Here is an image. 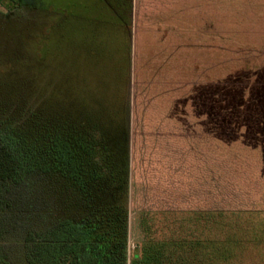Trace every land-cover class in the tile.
Returning a JSON list of instances; mask_svg holds the SVG:
<instances>
[{"label":"trees","instance_id":"16d2710c","mask_svg":"<svg viewBox=\"0 0 264 264\" xmlns=\"http://www.w3.org/2000/svg\"><path fill=\"white\" fill-rule=\"evenodd\" d=\"M4 1L0 0V4L7 6ZM104 1L109 4L110 9H106L114 14L109 17L115 21L110 22L107 17L103 25L126 28L132 40L137 0ZM169 1L160 3L171 6ZM154 4L159 3H153V7ZM8 7L12 12L13 6ZM149 11L153 12L152 7ZM81 17L75 15V19ZM164 17L167 15L163 14L161 20L165 30L174 31V23ZM151 28L159 29L155 25ZM41 35L44 40L48 38V34ZM42 53L50 54V50L44 46ZM173 75L167 79L164 95L158 97L162 104L148 110L152 117L147 115L145 136L135 140L131 55L126 67L116 65L111 82L116 84L104 96L91 97L86 107L82 99L75 101L69 114L31 110L24 117L16 112L10 98L3 99L0 95V264H259L264 261V208L234 214L212 208L213 204L208 203L209 200L212 203L213 182L220 173L231 174L235 177L233 184L245 187H253L252 183L264 179V149L257 152L250 145L230 142L236 135L231 131L230 118L239 117L234 120L235 127L243 122L240 114L232 116L227 110L233 107L236 98L240 110L244 106L239 104L244 100L238 96L233 99L219 96L226 80L218 81V96L203 98L190 93L178 98L177 92L171 90L177 85L182 87L184 81L175 84L179 70ZM118 79H122L120 85ZM187 117L197 118L189 125L191 128L186 126ZM197 124L202 126L204 134L217 135L226 147L238 151V160L225 157L226 166L222 170L217 157L219 143L212 142L211 146L209 141H203ZM141 138L144 142L138 144ZM135 147L150 171L143 182L134 176ZM188 150L196 156L193 160L204 163L195 168L198 183L188 186L195 189L189 201L185 173L166 172L172 168L168 162H174L178 170L186 162H192L185 158ZM186 198L187 203L199 208L185 209ZM217 199L215 195L214 200ZM138 201L141 205L143 201L149 202L141 216V227L147 233L141 252L137 250L132 256L131 208ZM159 201L164 204L154 206ZM250 246L263 253L261 262L244 255Z\"/></svg>","mask_w":264,"mask_h":264},{"label":"rangeland","instance_id":"374dc122","mask_svg":"<svg viewBox=\"0 0 264 264\" xmlns=\"http://www.w3.org/2000/svg\"><path fill=\"white\" fill-rule=\"evenodd\" d=\"M160 1H136V26L131 40L126 28L103 25L107 17L110 22L115 21L109 17L114 14L106 9L109 4L104 0H5L7 6L0 4V95L3 99L10 98L16 112L24 117L31 110L69 114L75 101L82 99L86 107L91 97L104 96L102 94L116 84L111 83L116 65L126 67L131 55L132 112L137 126L133 130L134 140L145 136L147 115L152 117L148 114L149 108L162 104L158 97L168 87L167 79L175 77L173 73L179 70V80L175 84L181 81L184 84L171 90L179 97L190 93L203 98L218 96V81L226 80L223 84L225 89L219 92V96L223 99L238 96L244 100L243 104H239L244 106L240 110L236 107L238 98L227 110L232 116L240 114L243 122L235 127L234 120L239 117L230 118L231 131L236 134H232L230 142L233 145H250L257 152L263 150L264 0H170L171 6ZM155 2L159 4L153 7ZM9 4L13 6L12 12L8 11ZM151 7L153 12L149 11ZM163 14L167 15L164 20L182 27L187 22L193 26L197 22L201 26L206 22L210 33L202 37L219 40L218 55L214 52L215 44L211 38L200 40L190 34L188 28L186 40H183L184 37H176L180 40H171L168 35L164 37L168 30L161 23ZM75 15L83 17L75 19ZM145 18L154 20L147 21ZM154 25L159 29H152ZM42 33L48 34V38L44 40ZM44 46L50 54L42 53ZM121 80H117L118 85ZM155 117L158 119L159 115ZM181 121L184 122L183 118ZM195 122V118L187 117V128ZM215 137L219 141L217 157L223 170L225 157L238 160V151L226 147L217 135ZM141 141L144 142V139L141 138L138 144ZM193 141L200 142L199 139ZM189 150L185 158L192 162H186L180 170L174 162H168L172 168L166 170L169 174L170 170L185 173L188 201L192 200L190 194L195 193V189L188 186L198 183L195 168L204 166V163L193 160L196 156ZM135 151L134 176L143 182L150 171L146 160L140 158L138 147ZM234 179L229 173L226 176L220 173L214 179L213 200L212 203L208 201L209 206L213 204L212 208L234 214L264 208L263 177L259 182L252 183L253 187L235 185L232 183ZM215 195L218 196L217 201L214 200ZM141 201L131 208L132 256L137 250L141 252L147 233L141 227V216L149 202L143 201L141 205ZM185 203V209L199 208L187 203V198ZM163 204L159 201L154 206ZM252 247L244 251V255L256 259V263L261 262L264 251L262 253ZM259 264H264V261Z\"/></svg>","mask_w":264,"mask_h":264},{"label":"crops","instance_id":"0c3cea01","mask_svg":"<svg viewBox=\"0 0 264 264\" xmlns=\"http://www.w3.org/2000/svg\"><path fill=\"white\" fill-rule=\"evenodd\" d=\"M192 24L190 23V22H187L186 24H184L183 25V27L182 26H180L179 24H176V23H174V31H172V32H170V31H167V33L165 34V35H163L164 37H166L167 35L170 37V39L172 40V39H175V40H180V39H177L176 37H181V38H183L184 37V39L183 40H186V36L188 35V31H187V29L186 28H188L189 29V32H195L196 33V36L197 37H199L200 38V40L201 39H206V40H208L209 38H211V37H202V35H204V34H208V33H210V30H209V27H208V25L206 24V22L201 26V25H199L198 24V22L196 23V25L195 26H191ZM173 37H175V38H173ZM212 40H211V42L212 43H214L215 45H214V52H216V54H217V52H218V50H219V40H217V39H215V38H211ZM182 40V41H183ZM214 40V41H213ZM198 46H199V43H198ZM184 48H186V47H184ZM197 48V47H196ZM254 48V47H253ZM180 49V48H179ZM198 49H199V47H198ZM252 49V48H251ZM218 55V54H217ZM166 91H165V89L163 90V95H164V93H165ZM181 97V96H180ZM179 96H178V98H180ZM166 109H170V108H166ZM166 109H162V111L163 112H167L168 110H166ZM173 110H175V108H173ZM172 110V111H173ZM186 110V109H185ZM197 119V118H196ZM198 120H200L199 118H198ZM198 126H197V131H198V133L201 135V138L203 139V140H206V141H209L210 142V145L212 146V142H215L216 144L217 143H219V141H218V139H216V137H213V136H209V135H206V134H204V132H203V129H202V126L201 125H199V124H197ZM205 135V136H204ZM205 137V138H204Z\"/></svg>","mask_w":264,"mask_h":264}]
</instances>
